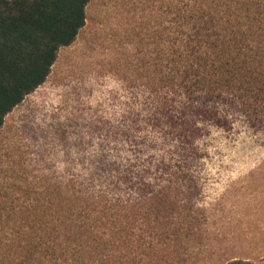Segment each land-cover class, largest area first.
Returning <instances> with one entry per match:
<instances>
[{"label":"rangeland","instance_id":"obj_1","mask_svg":"<svg viewBox=\"0 0 264 264\" xmlns=\"http://www.w3.org/2000/svg\"><path fill=\"white\" fill-rule=\"evenodd\" d=\"M195 2L88 4L85 26L60 49L46 81L5 117L0 214L19 222L0 231L22 223L38 233L37 222H52L57 181L100 186L108 182L103 168L117 162L124 174L133 169L134 186L124 183L122 193L137 198L163 188L164 203L152 195L159 208L144 214L137 205L136 217L160 215L169 228L153 229L177 232L170 241L182 250L175 264H264V102L220 106L227 122L199 118L195 133L175 138L185 137L184 129L168 134L152 100L154 58L168 34L178 36L180 14Z\"/></svg>","mask_w":264,"mask_h":264},{"label":"trees","instance_id":"obj_2","mask_svg":"<svg viewBox=\"0 0 264 264\" xmlns=\"http://www.w3.org/2000/svg\"><path fill=\"white\" fill-rule=\"evenodd\" d=\"M91 1L0 0V130L7 114L46 81L60 49L76 40ZM195 3L180 14L178 36L167 35L152 64V100L163 109L159 120L168 134L186 133L175 138L195 133L199 118L227 122L220 106L264 102V0ZM114 164L103 168L108 182L100 186L57 181L52 222H37L38 233L22 223L19 230L0 231V264H139V254L148 257L146 264H175L182 250L170 241L177 232L153 229L169 226L160 215H144L159 208L155 202L164 203L163 188L126 195L121 187L133 188V169L124 174ZM137 205L145 209L142 220ZM6 222L19 219L0 214V230Z\"/></svg>","mask_w":264,"mask_h":264}]
</instances>
